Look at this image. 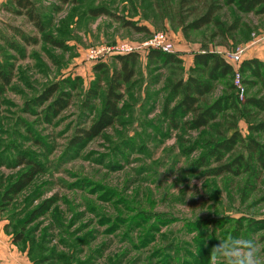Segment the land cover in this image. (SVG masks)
<instances>
[{
  "label": "rangeland",
  "instance_id": "obj_1",
  "mask_svg": "<svg viewBox=\"0 0 264 264\" xmlns=\"http://www.w3.org/2000/svg\"><path fill=\"white\" fill-rule=\"evenodd\" d=\"M23 2L0 5L9 77L0 79V264H209L218 239H264V166L246 147L252 139L264 160V132L249 129L264 110L246 103L264 96V79L239 70L249 56L264 59V0ZM210 8L209 21L194 27ZM160 31L181 62L141 51L113 124L76 140L99 118L109 73L101 72L115 65L108 54ZM91 46L105 50L106 69H93ZM204 51L221 54L234 73L212 81L199 101L223 109L189 129L174 87L200 75L190 68ZM60 97L67 106L54 113ZM235 132L241 139L216 161V142ZM238 155L246 165L237 171L209 174Z\"/></svg>",
  "mask_w": 264,
  "mask_h": 264
},
{
  "label": "trees",
  "instance_id": "obj_2",
  "mask_svg": "<svg viewBox=\"0 0 264 264\" xmlns=\"http://www.w3.org/2000/svg\"><path fill=\"white\" fill-rule=\"evenodd\" d=\"M19 6H25L23 0H13ZM62 3L67 2H75V0H59ZM195 1V0H192ZM6 4H2L4 8L10 9L9 7H5ZM248 7V6H247ZM214 10L210 8L206 13V16L201 18L197 23H194V27H199L204 23L208 22ZM101 13V12H100ZM27 15L31 21L35 24L37 22L34 21V15L30 9H27ZM126 24L131 25L135 30L141 31L146 30L144 26L134 25L131 22H126ZM13 32L15 31L12 28ZM18 33V32H17ZM138 53L129 52L126 54H115L111 57L115 60V65L111 68V70L106 69L105 60H100L94 62L93 69L102 70L106 69V71L101 73L107 74L106 79V88L104 89L103 95V107L101 109L99 118L92 123L89 128H81L79 131L81 132L80 137H77L76 140L92 138L98 135L104 128L112 125L114 122V118L119 114V102L122 99L124 87L129 84L133 76L135 75V66L138 59ZM177 52L174 53H165L160 50L151 49L147 52V57L150 61L156 59H163L166 61L172 62H181V59L177 56ZM193 66H191L192 72H198L200 75H194L193 73L189 74L186 77V80L178 81L175 84L174 90L177 89L180 92L181 99L179 102V107L185 114L190 115V120H188L187 126L189 129H199L201 127H205L210 120L214 118V112L220 111L223 109V104L221 105L220 101L214 102L207 107L202 108L199 106L200 98L212 90V81L220 77H233V66L231 62L226 60L221 54L211 51L204 52H195L192 56ZM264 65L263 61L256 58H247L242 61L240 64L239 70L244 72L245 70L249 71L251 76L258 77L259 79H264V74L261 72V67ZM200 71V72H199ZM103 75V74H102ZM207 77L206 80L202 79V76ZM0 79L4 83L9 82V77L4 74V70L2 65L0 64ZM95 88H89L87 90V96L92 99L97 98L98 91L100 89L99 83L95 84ZM67 95V94H66ZM224 102L227 101L228 96H225ZM223 102V100H222ZM58 108L52 107L54 113L59 111L60 109L67 106V100L65 98H58L55 102ZM246 103H250L259 109L264 110V96L256 98L254 96L247 97ZM85 106H88V102H84ZM249 129L253 131H263L264 132V120L257 122L256 124H250ZM234 137L239 138L238 132H235L233 137L224 139L223 141L216 142L215 150L212 151V155H214V159L218 162L222 159V154L219 152L222 149H230L231 143L235 141ZM79 138V139H78ZM249 148L250 154H255L256 158L260 161L261 165L264 166V160L261 158L263 155V150L257 143H255L252 139H249L248 144H246ZM246 165V160H244L243 155H238L232 163H223L219 164L216 168H212L209 170V174L218 175L222 174L226 171H237L236 167ZM34 172L29 174H25L23 177L25 180H22L21 187L25 186L29 181L33 178ZM16 188V189H19Z\"/></svg>",
  "mask_w": 264,
  "mask_h": 264
},
{
  "label": "clouds",
  "instance_id": "obj_3",
  "mask_svg": "<svg viewBox=\"0 0 264 264\" xmlns=\"http://www.w3.org/2000/svg\"><path fill=\"white\" fill-rule=\"evenodd\" d=\"M209 264H264V239L256 236L218 239Z\"/></svg>",
  "mask_w": 264,
  "mask_h": 264
},
{
  "label": "built area",
  "instance_id": "obj_4",
  "mask_svg": "<svg viewBox=\"0 0 264 264\" xmlns=\"http://www.w3.org/2000/svg\"><path fill=\"white\" fill-rule=\"evenodd\" d=\"M160 50L165 53H174L175 49L172 42L168 39V35L165 32H153L151 37L143 41L140 44H132L128 42H123L116 46L115 50H112L108 55L112 56L115 54H126L129 52L140 53L141 51L148 52L149 50ZM104 49L102 47L91 46L87 50V58L92 62H97L104 60Z\"/></svg>",
  "mask_w": 264,
  "mask_h": 264
},
{
  "label": "crops",
  "instance_id": "obj_5",
  "mask_svg": "<svg viewBox=\"0 0 264 264\" xmlns=\"http://www.w3.org/2000/svg\"><path fill=\"white\" fill-rule=\"evenodd\" d=\"M5 1H6V0H0V5H2ZM252 57H256V58H258V59H260V60L262 59L260 55H253V56H249L248 58H252ZM246 58H247V57H246ZM262 60H264V59H262Z\"/></svg>",
  "mask_w": 264,
  "mask_h": 264
}]
</instances>
